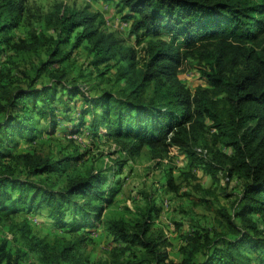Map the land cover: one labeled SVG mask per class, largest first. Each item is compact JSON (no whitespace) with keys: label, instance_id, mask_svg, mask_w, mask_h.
Wrapping results in <instances>:
<instances>
[{"label":"trees","instance_id":"16d2710c","mask_svg":"<svg viewBox=\"0 0 264 264\" xmlns=\"http://www.w3.org/2000/svg\"><path fill=\"white\" fill-rule=\"evenodd\" d=\"M114 1L125 12L130 31L140 36L137 45L140 44L141 55L134 48L124 50L121 40L102 28L104 21L98 15L67 8L55 15V35L40 37L33 33L28 41H14L6 33L18 26L23 11L15 0H0V34L4 35L0 43L17 54L39 55L41 47L47 46L48 59L40 63L37 78L49 65L70 58L71 51L63 49L68 43L72 49L83 41L91 44L94 58L90 74L100 66V73H108L119 52L127 63L124 73L137 71L138 78H127L125 74L121 77L128 84L121 92L103 90L84 96L85 106L77 109L74 129L97 135L104 128L105 135L122 142L131 156L144 146L157 155L176 147L191 165L202 164L216 176L218 168L210 166L212 161L194 150L210 132L213 144L233 150L228 155L209 149L212 156L221 157L228 165L219 168L228 178L237 175L243 180L242 191L233 203V214L220 211L233 237L223 231L210 233L192 228L183 236V258L178 264H264V237L258 238L262 232L252 220L253 214L264 217V0ZM186 59L194 62L207 87H197L192 92L181 82L178 68ZM64 77H56L58 88L19 87L2 95L6 105L0 120V160L13 158L8 150H2V135L6 142L16 132L27 134L28 138L36 129L37 121L34 126L31 124L36 116H46L50 124H55V94L70 101L81 93L79 86L60 84ZM39 99L41 104L37 106ZM26 100L31 101L30 106ZM25 165L24 177L18 178L14 176V166L0 163L2 214L30 213L45 206L57 227L78 232L94 227L93 216L100 221L102 205L108 207L112 203L116 188L110 187L107 176L100 172L75 177L64 189L52 191L31 179L51 173L53 165L40 159L26 161ZM155 212L153 205L146 206L133 230L121 219L107 220L106 228L113 241L142 249L128 256L125 248L117 249L112 254V264H172L165 251L167 238L149 233ZM236 219L240 226L235 224ZM18 230L22 247L14 253L6 241H1L0 264H22L27 253H34L41 264H85L75 259L78 241L57 238L49 242L33 235L27 224ZM250 246L257 255L242 254ZM110 259L99 264H109Z\"/></svg>","mask_w":264,"mask_h":264},{"label":"rangeland","instance_id":"374dc122","mask_svg":"<svg viewBox=\"0 0 264 264\" xmlns=\"http://www.w3.org/2000/svg\"><path fill=\"white\" fill-rule=\"evenodd\" d=\"M22 5L23 11L16 28L9 30L6 36H11L14 41L20 39L29 40L33 33L41 36H53L56 34V13L61 9L76 10L88 14H96L104 21L103 29L113 32L120 41V46L125 49L134 48L140 52V44L137 45L136 34L130 31V27L118 30L116 25L124 21L125 12L112 0H15ZM126 21V20H125ZM75 34V32H74ZM4 35L0 34V38ZM71 43L63 46L65 51H71L70 58L63 59L49 65L37 78V69L40 63L46 61L47 46H42L40 54L33 52L17 54L9 51V47L0 43V120L3 116V108L6 100L2 95L12 92L15 88L27 89L40 86L59 87L56 77L65 75L61 80L65 84L79 86L80 92L70 101H65V96L55 94L52 104L56 115L55 124H50L46 116H36L31 121L36 129L27 138V134L16 132L13 139L6 142L1 136L2 150H8L12 159L2 158L0 163L14 166L15 177L23 178L26 161L40 159L53 165V171L33 177L42 188L56 191L62 190L75 177H84L90 172H100L107 176L110 187L116 188L112 195V203L105 207L100 213V221L93 216L96 224L88 229L78 232H69L66 227H57L45 206L40 210L32 212H18L13 215H5L0 212V242L6 241L11 252L22 247L19 238V227L27 224L30 232L38 238L49 242L57 238H65L70 241H78V253L75 259L85 264H99L111 260L117 249L125 248V255L141 251L140 247L112 240L106 228L109 219H121L133 230L134 224L141 217L146 206L153 205L156 208L150 235H162L169 241L165 251L167 261L178 264L183 255L181 248L184 246L183 236L192 228L195 230L207 229L210 233L214 231L227 232L229 237L233 234L226 229V221L220 211L225 210L233 214V203L240 195L243 180L233 175L228 178L226 172L219 168L228 166L223 163L221 157L215 158L212 150L231 155L233 150L221 144H213L211 133L205 135V141L197 143L194 150L200 157L212 161L210 166H216V176L201 164L194 166L190 164L187 156L180 151H169L164 155L154 154L146 146L142 147L137 155L127 154L122 142L115 141L105 135L103 128L100 134L92 135L88 131L74 129V118L79 116L78 110L85 106L84 96L97 95L100 91L121 92L128 82L121 76L125 75L124 69L127 63L121 59L119 52L112 60L113 68L106 74L92 71L91 64L94 56L90 51L91 44L88 41L75 49ZM139 46V47H138ZM137 48V49H136ZM117 59V60H116ZM102 66H105L102 65ZM127 78H138V72L126 74ZM178 77L181 82L192 92L197 87H207V81L190 59L183 60L178 68ZM33 79V81H31ZM149 92V89L147 90ZM30 106L31 101L26 100ZM40 106V99L37 101ZM41 108V107H40ZM74 108V109H73ZM76 108V109H75ZM11 110V109H10ZM69 116V117H68ZM71 118V119H69ZM87 120L88 117L86 118ZM75 122V121H74ZM87 122V121H86ZM32 140H29V139ZM215 152V151H213ZM26 155V157H22ZM213 158V160H212ZM222 162L223 164H219ZM209 162V161H208ZM228 168V167H227ZM80 200V199H78ZM100 202V200H95ZM261 234L264 237V217L252 215ZM240 226V220H234ZM166 227H169L167 230ZM242 254L255 256L258 252L250 246ZM83 256L87 259L84 260ZM197 258L200 255L197 254ZM41 264L34 253H27L22 264ZM63 264H75L67 262ZM77 264V263H76Z\"/></svg>","mask_w":264,"mask_h":264},{"label":"built area","instance_id":"2783aa9c","mask_svg":"<svg viewBox=\"0 0 264 264\" xmlns=\"http://www.w3.org/2000/svg\"><path fill=\"white\" fill-rule=\"evenodd\" d=\"M116 27H117L118 30H121V29L123 30V29H125L127 27H130V22L127 21V20L126 21L125 20L124 21H120L119 24L117 23Z\"/></svg>","mask_w":264,"mask_h":264},{"label":"crops","instance_id":"0c3cea01","mask_svg":"<svg viewBox=\"0 0 264 264\" xmlns=\"http://www.w3.org/2000/svg\"><path fill=\"white\" fill-rule=\"evenodd\" d=\"M116 3H117V2H116ZM170 150H171V151H179L178 148H176V147H170V148H169V151H170ZM166 229L168 230L169 227H166ZM166 237H168V235H167ZM167 240H168V239H167ZM168 242H169V241H168ZM169 244H170V243H169Z\"/></svg>","mask_w":264,"mask_h":264}]
</instances>
